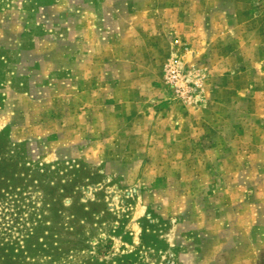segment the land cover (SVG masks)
Instances as JSON below:
<instances>
[{
  "label": "rangeland",
  "instance_id": "1",
  "mask_svg": "<svg viewBox=\"0 0 264 264\" xmlns=\"http://www.w3.org/2000/svg\"><path fill=\"white\" fill-rule=\"evenodd\" d=\"M0 137L37 264H264V0H0Z\"/></svg>",
  "mask_w": 264,
  "mask_h": 264
},
{
  "label": "trees",
  "instance_id": "2",
  "mask_svg": "<svg viewBox=\"0 0 264 264\" xmlns=\"http://www.w3.org/2000/svg\"><path fill=\"white\" fill-rule=\"evenodd\" d=\"M4 147L5 144L2 142V140H0V148ZM14 166L15 162L13 159L4 156L1 157L0 152V201H4L3 199L8 198V196L13 197L17 195L16 193H11L10 191L11 189H15V186L11 185L10 183L12 181H17L15 177L16 172ZM10 201H13L12 204L15 205L14 208L19 206L18 203L20 200L11 199ZM16 201L18 202L16 203ZM34 209H37V207L34 206ZM26 219L28 222V218ZM29 219L32 223H34L33 216H31ZM25 223V221L20 223V225H23V228L20 230V232L23 233L20 237L8 236L4 237L3 240L0 241V256L4 258V261H2L3 264H37L39 263L37 260L42 258L38 254L41 252L40 247L43 249V244L37 243L38 246L34 244V241L32 240L34 235L33 230H31L29 227H25ZM145 235L147 234L144 233L143 236L144 245L148 248H152V250H159V247L155 245L156 243L148 240ZM157 242L160 243L161 241ZM99 244L101 243H98L97 245ZM26 248L28 251H32L34 254V256H32L33 263L30 262L31 257L27 262L25 261V258L21 257V255L27 251ZM91 250L92 247L89 245L82 244V242L80 243L70 241V264H147L144 262V253L141 250L118 255L109 261L100 259L98 256L93 254ZM55 258L57 259V256Z\"/></svg>",
  "mask_w": 264,
  "mask_h": 264
}]
</instances>
